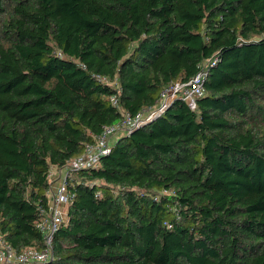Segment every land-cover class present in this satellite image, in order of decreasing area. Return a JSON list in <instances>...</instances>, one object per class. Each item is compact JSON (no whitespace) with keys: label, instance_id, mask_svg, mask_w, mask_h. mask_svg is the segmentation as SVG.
<instances>
[{"label":"trees","instance_id":"16d2710c","mask_svg":"<svg viewBox=\"0 0 264 264\" xmlns=\"http://www.w3.org/2000/svg\"><path fill=\"white\" fill-rule=\"evenodd\" d=\"M198 72L194 108L177 96L75 172L52 257L28 264H264V0H0V230L18 252L44 247L52 167Z\"/></svg>","mask_w":264,"mask_h":264},{"label":"built area","instance_id":"2783aa9c","mask_svg":"<svg viewBox=\"0 0 264 264\" xmlns=\"http://www.w3.org/2000/svg\"><path fill=\"white\" fill-rule=\"evenodd\" d=\"M203 77L204 73L198 72L188 82L177 81L165 88L161 92L160 108L155 111L142 109L135 115L125 111L122 121L103 126L100 134L95 136L93 142L85 145L80 155L71 158L60 168L56 166L57 178L51 181L47 190L48 202L38 205L39 217L36 224L43 232L44 247L41 249L27 247L18 252L0 230V264H28L44 262L51 258L54 234L68 220V206L71 200L70 185L73 184L75 172L82 168L98 165L101 157L110 151L113 137L118 136L119 133L130 134L148 119L163 111L177 96L183 98L190 107L194 108L196 98L205 92ZM103 80L107 81V78L104 77ZM112 101L114 104L117 103L116 95L112 96ZM51 173L54 174L53 171Z\"/></svg>","mask_w":264,"mask_h":264},{"label":"crops","instance_id":"0c3cea01","mask_svg":"<svg viewBox=\"0 0 264 264\" xmlns=\"http://www.w3.org/2000/svg\"><path fill=\"white\" fill-rule=\"evenodd\" d=\"M151 111H153V110H151ZM148 115H149V114H148ZM116 137H117V136H116ZM116 137H113L112 141H113ZM51 171L54 172V174L51 173V181H52V180H54V179L57 178V176H56V166H53Z\"/></svg>","mask_w":264,"mask_h":264},{"label":"rangeland","instance_id":"374dc122","mask_svg":"<svg viewBox=\"0 0 264 264\" xmlns=\"http://www.w3.org/2000/svg\"><path fill=\"white\" fill-rule=\"evenodd\" d=\"M160 108V106H157V107H155L154 109H153V111H155V110H157V109H159Z\"/></svg>","mask_w":264,"mask_h":264}]
</instances>
